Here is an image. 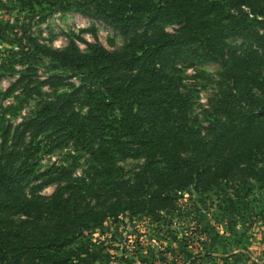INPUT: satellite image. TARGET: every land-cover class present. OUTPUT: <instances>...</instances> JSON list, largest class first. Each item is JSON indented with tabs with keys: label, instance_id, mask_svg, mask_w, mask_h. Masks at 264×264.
Wrapping results in <instances>:
<instances>
[{
	"label": "rangeland",
	"instance_id": "374dc122",
	"mask_svg": "<svg viewBox=\"0 0 264 264\" xmlns=\"http://www.w3.org/2000/svg\"><path fill=\"white\" fill-rule=\"evenodd\" d=\"M112 1L0 0V127L11 126L5 147L31 145L27 160L37 178L28 184V193L50 196L60 188L69 193L78 185L81 189L86 187L84 195L96 210L114 200L110 198L114 193L98 198L100 191H94L101 189L104 168L113 171L115 180L133 182L144 159L117 150L108 162L96 159L86 147L88 138L82 141L71 137L68 129L57 125L58 121L66 122L71 114L75 118L87 115L91 104L96 105L100 98L95 91L103 89L94 73L82 66H63L39 52L36 44L47 48L74 44L82 52H89V44H101L125 61L141 54V40L133 41L146 30L149 34L176 33L185 25L174 10L163 9L158 15L153 11L136 12L125 5L120 10L121 26L126 27L122 30L106 18L104 2ZM185 4L194 12L192 23L209 36L207 47L201 34L186 46L175 45L174 49L180 52L177 57L160 50L153 59L186 95L185 114L190 126L209 138L214 119L226 114L223 106L240 107V102L228 94L231 82L224 74L225 63L219 52L223 50L229 62L232 52L239 59L246 58L251 47L257 56L247 64L264 76L263 45L238 33L251 19L264 20L253 14L260 9L264 12V0H256L253 6L243 0H186ZM154 17L156 21L147 29V22ZM251 30L255 36L264 35V21L254 22ZM209 47H213L212 51ZM140 64L147 62L142 60ZM29 68L33 70L28 71ZM166 80L163 82L169 84ZM253 92L259 94L256 89ZM69 98L72 101L68 106ZM107 102L116 104L112 99ZM49 104L53 105L46 110L48 115H56L55 110L68 106L64 117L59 115L52 120L55 128L39 132L27 128L31 119L44 118ZM118 107H108L110 116L120 115ZM17 130L18 135L14 133ZM92 144L96 149L101 145L98 141ZM102 145L106 147L108 143ZM189 154L184 151L183 160L191 162ZM253 160L257 167L221 171L219 183L209 191L194 185L168 191L176 200L177 209L162 212L161 220L126 208L117 210L116 219L107 216L92 223L81 237L92 252L85 264H150L152 251H162L170 259L183 258L186 263L181 264H264V180L259 181L256 175L258 170L264 176V150L248 163ZM162 165L158 160L157 166ZM198 256L203 257L195 258Z\"/></svg>",
	"mask_w": 264,
	"mask_h": 264
},
{
	"label": "trees",
	"instance_id": "16d2710c",
	"mask_svg": "<svg viewBox=\"0 0 264 264\" xmlns=\"http://www.w3.org/2000/svg\"><path fill=\"white\" fill-rule=\"evenodd\" d=\"M152 1L104 2L106 18L122 30L126 27L121 26L120 10L125 5L136 12L153 11L158 14L163 9L174 10L179 20L185 22L176 33L159 31L149 34L146 30L137 36L133 42L141 40V54L129 60L123 61L101 44H89V52L80 51L74 44L64 48H47L36 44L39 52L61 65L82 66L94 73L103 89L95 91L94 94H100V98L96 100V105L91 104L87 115L75 118V114H71L66 122L58 121L57 125L68 129L71 137L82 141L88 138L86 147L96 159L108 162L112 159L113 151L117 150L143 157L144 163L133 182L128 179L115 180L113 171L104 168L101 172L104 177L101 189L94 191H100L98 198L104 193H114L110 197L114 200L110 205L96 210L84 195L86 187L81 189L76 185V190L69 193L60 188L50 196L28 193V184L37 178L27 160L31 145L5 147L11 126L0 127V264H85L92 252L81 237L83 231L91 229L92 223L103 221L107 216L116 219L117 210L126 208L161 220L162 212L170 213L177 209L176 200L168 195V191L188 185L209 191L219 183L221 171L235 168L245 171L257 167L255 160L254 163L248 162L264 150V76L254 72L247 64L249 59L257 56V52L250 47L245 53L246 58L240 59L232 52L233 59L229 62L223 50L219 52L225 63L222 64L224 74L231 82L228 94L231 99L235 97L240 102V107L223 106V110L227 109L224 118L217 116L212 123L211 136L202 137L190 126L186 117V95L181 92L180 85L175 84V80L159 67L153 57L160 50L177 57L180 52L174 46L178 43L186 46L202 34L201 41L205 44L209 36L199 29L198 24L192 23L194 12L186 8V0H156L154 4ZM243 2L253 6L256 0ZM29 4L32 5L31 1ZM262 11L260 9L253 14L264 17ZM155 17L147 22V29L156 21ZM261 21L264 20L255 18L244 23L243 28L238 25V33L250 40L256 39L264 48V35L255 36L251 30L254 22ZM232 31L235 29L232 28ZM212 49L209 47L210 51ZM152 52L147 58V54ZM142 60L147 64H140ZM250 69L253 71L250 72ZM164 80L169 84H165ZM108 99L115 100L116 104L107 102ZM70 101L72 99L69 98L68 106ZM52 105L45 109L44 118L31 119L26 124L27 128H35L37 132L55 128L52 120L59 115L64 117L62 114L68 106L65 104L59 111L55 110L56 115H48L46 110L51 109ZM117 105L120 115L110 116L108 107L115 110ZM231 109L234 110L231 112ZM53 111L50 110V113ZM18 132L14 133L18 135ZM93 141H98L100 147L94 148ZM105 143L108 146L102 145ZM118 145L123 147L116 148ZM182 150L190 153L191 162L183 160ZM158 160L163 163L160 168L157 166ZM256 175L263 182L264 176L258 170ZM150 262L186 263L183 258L170 259L162 251H152Z\"/></svg>",
	"mask_w": 264,
	"mask_h": 264
}]
</instances>
